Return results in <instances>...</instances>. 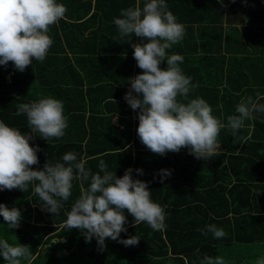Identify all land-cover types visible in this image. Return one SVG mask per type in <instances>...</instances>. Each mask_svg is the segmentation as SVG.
<instances>
[{
	"label": "trees",
	"instance_id": "obj_1",
	"mask_svg": "<svg viewBox=\"0 0 264 264\" xmlns=\"http://www.w3.org/2000/svg\"><path fill=\"white\" fill-rule=\"evenodd\" d=\"M58 2L68 10L65 19L50 26L53 44L45 60L33 58L24 71L11 61L0 65V121L27 134L26 115H15L17 105L49 96L61 100L65 135L47 142L34 134L29 143L39 146V163L31 167L42 170L47 161L62 162L63 154L72 151L92 173L99 171L100 160L117 177L131 168L132 177L147 182L151 199L164 208L166 228L135 225L126 213L127 231L118 239L138 235L139 243L125 246L106 238L100 250L95 237L86 242L81 230L64 227L65 212L81 194L80 183L73 181L72 195L58 216L42 210L31 185L26 192L0 190V203L20 209L22 216L13 229L0 215V239L28 245L31 264H200L205 256L218 255L226 264H255L264 256V113H254L256 118L246 120L236 136L221 129L214 157L198 159L187 148L153 153L137 134L140 110L124 99L129 78L143 71L131 46L142 38L119 39L113 23L137 0ZM145 2L139 0L140 6ZM165 2L185 27L181 43L168 52L184 57L180 67L198 85L189 100L203 98L225 124L237 114L241 99L255 100L259 93L257 102L264 104V0ZM160 67H167L166 60ZM162 169L171 171L163 182ZM208 224L223 228L227 236L203 235ZM0 264H7L3 257Z\"/></svg>",
	"mask_w": 264,
	"mask_h": 264
},
{
	"label": "clouds",
	"instance_id": "obj_2",
	"mask_svg": "<svg viewBox=\"0 0 264 264\" xmlns=\"http://www.w3.org/2000/svg\"><path fill=\"white\" fill-rule=\"evenodd\" d=\"M67 7L58 0H0V65L12 62L19 71L32 64L33 58L43 62L53 44L50 26L66 18ZM113 23L119 39L131 41L132 36L142 38L133 43V56L143 71L129 78L130 88L124 99L133 109H139L137 134L140 141L153 153L165 155L187 148L198 159H208L220 151L218 136L227 128L233 136L245 127L246 120H254V113H264V104L248 96L241 99L235 113L227 117V124L212 114L211 106L200 97L189 100V94L198 85L183 73L180 64L184 57L169 54L168 50L181 43L185 27L177 22L165 0H146L143 7L139 0L134 7L121 9V15ZM117 39L116 37L113 38ZM147 42H144V40ZM167 62L161 68L162 61ZM133 91L137 95H133ZM182 98V99H178ZM187 101V102H183ZM64 105L54 97H42L31 103L17 105L15 115H26L30 132L0 121V190L20 189L32 186V193L39 197L42 210L58 216L72 195L73 181L81 186V194L65 212L66 229L77 228L84 233L86 242L96 238L99 249L105 248V239L111 238L125 246H135L139 236L118 239L126 232L127 214L134 224L146 223L153 231H164V208L151 199L148 184L132 177V169H126L121 177L109 171L104 160L99 171L92 173L86 161L75 152L63 154L62 162L47 161L42 170L31 166L38 164L39 146H31L34 134L49 140L60 139L68 127ZM136 172L143 175L142 169ZM161 182L171 175L168 169L160 170ZM88 182V187L84 184ZM0 215L11 228L22 219L21 210L0 203ZM202 234L211 233L215 239H223L227 233L216 224H208ZM0 257L7 264H31V249L25 244H12L0 239ZM200 264H226L223 256H205ZM255 264H264V256Z\"/></svg>",
	"mask_w": 264,
	"mask_h": 264
},
{
	"label": "rangeland",
	"instance_id": "obj_3",
	"mask_svg": "<svg viewBox=\"0 0 264 264\" xmlns=\"http://www.w3.org/2000/svg\"><path fill=\"white\" fill-rule=\"evenodd\" d=\"M245 23V22H244Z\"/></svg>",
	"mask_w": 264,
	"mask_h": 264
}]
</instances>
